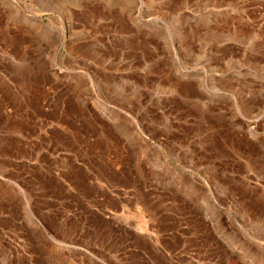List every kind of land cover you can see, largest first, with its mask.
Listing matches in <instances>:
<instances>
[{
	"label": "rangeland",
	"instance_id": "374dc122",
	"mask_svg": "<svg viewBox=\"0 0 264 264\" xmlns=\"http://www.w3.org/2000/svg\"><path fill=\"white\" fill-rule=\"evenodd\" d=\"M0 264H264V0H0Z\"/></svg>",
	"mask_w": 264,
	"mask_h": 264
}]
</instances>
